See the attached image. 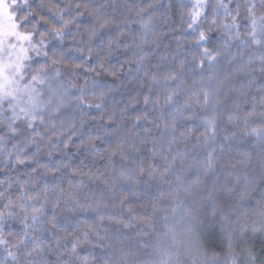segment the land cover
<instances>
[{
  "label": "trees",
  "instance_id": "1",
  "mask_svg": "<svg viewBox=\"0 0 264 264\" xmlns=\"http://www.w3.org/2000/svg\"><path fill=\"white\" fill-rule=\"evenodd\" d=\"M32 2L35 6L38 0ZM215 2L208 0L206 12L209 15ZM237 2L241 0H232L229 6L234 8ZM76 3L81 5L79 10L83 13L77 21L80 34L76 40L79 43L71 37L63 43L54 40L48 50L64 52L67 65L82 62V54L75 48L91 47L93 52L86 67L102 61L116 72L113 76L111 71H101L97 77L112 89L105 100L108 112L103 114L102 121L108 135L95 141L99 154L94 156L85 150V145L90 136L96 137L101 133L95 131L92 122L86 123L80 135L73 137L69 144L71 167L61 173H45L32 161L23 165L10 162L7 168L0 171V179L10 176L15 181L17 177L19 180L28 179L32 169L37 168V172L32 173L35 190L38 191L44 184L51 188L59 183L67 192L71 182L75 191V199L67 195L61 197L59 192L49 193L50 201L60 200L58 209L54 210L51 203L45 209L48 219L55 211L57 229L42 230L38 225L33 232L49 246L36 258L37 264L40 261L59 264L61 261L76 260V257H69L68 250L76 242V237L83 239L82 234L88 226L96 228L103 237L90 236V243L78 248L79 257L89 258L90 264H154L160 247L172 251L179 247L183 251L182 260L202 259L210 252L208 242L198 230L191 236L186 232V220L182 219L184 208L194 206L196 201L202 202V198L208 197L209 193L215 197L216 206L223 208L230 202V193L237 191L249 193L243 200L239 194L236 196L248 214L260 211V205L264 203L260 198V191L264 189V140L250 132L251 128L264 125V104H261L264 72L256 59L260 53L251 48L238 47L236 41L225 48L222 46V30L214 27L207 32L205 28L209 40L203 47L219 52L216 62L209 63L207 58L200 56L201 49L194 47L192 30H185L188 20L185 6H191L190 0H76ZM84 4L88 7L84 8ZM42 14L52 18L47 10ZM96 16L109 23L98 29L90 39L89 29L95 25ZM148 20H151V30L145 32L141 22ZM40 30L46 29L41 27ZM194 52L197 54L196 61H193ZM141 56L145 57L142 62L139 61ZM249 56L253 58L252 63H249ZM200 59L205 62L194 71L193 65H198ZM76 71L80 74L79 83H83L86 70ZM145 72L155 73L159 84H154ZM170 72H175L179 79L165 85L163 78ZM166 88L177 93L174 97L178 101L177 107L184 105L185 101L191 104L188 110L182 108L183 115L177 117L174 142L172 136L163 135L159 112H153L151 106L143 103L146 95L158 97V107L166 114L172 112L171 107H163ZM204 91L212 94V101L201 107ZM145 111L149 120L140 121L133 127L135 117ZM74 114V110L69 108L64 118L69 119ZM110 114H114L112 120H108ZM88 115L99 117L101 113L92 108L88 110ZM206 117H214L216 124L215 137L207 144L202 136ZM153 121L160 127H153ZM145 128L152 130L150 135L157 141L158 154H153L151 139L144 145L140 144L138 137L145 135ZM118 143L125 146L136 144L139 151L129 149L131 155L127 159L122 160L120 155H116L110 162L105 153ZM74 145L80 150L77 151ZM32 150L30 148L29 152ZM62 155L57 152L52 160L60 161ZM162 156L169 161L175 160L163 178H135L137 164L145 168L156 165L163 171L168 165ZM209 156L211 168L208 166ZM49 162L47 157L40 159L42 164ZM121 166L133 170L132 180L119 177ZM81 179L82 184L79 183ZM11 193L13 198L19 195L17 183L12 184ZM121 200H124L123 207ZM78 204L90 207L80 209ZM48 227L51 228L50 225ZM170 227L174 232H169ZM217 228L219 230V226ZM5 231L22 235L20 218L7 220ZM172 235H175V243ZM61 237L64 239L60 240L61 247L57 249L56 241ZM7 238L15 243L14 236ZM197 239L199 255L194 248ZM3 254V247L0 246V256ZM18 255L23 259L22 253Z\"/></svg>",
  "mask_w": 264,
  "mask_h": 264
},
{
  "label": "clouds",
  "instance_id": "2",
  "mask_svg": "<svg viewBox=\"0 0 264 264\" xmlns=\"http://www.w3.org/2000/svg\"><path fill=\"white\" fill-rule=\"evenodd\" d=\"M256 2L257 14H260L264 9L259 7V0ZM18 4L19 7L13 8L20 25L18 31L32 33L33 36L30 41L19 40L16 36L0 38V81L5 84V92L0 96V171L7 168L10 162L23 165L16 160L18 152H21L22 156H32L29 161H38L40 165L42 156L54 163L63 161L69 167L61 168L57 172L61 173L63 169H70L72 157L69 155V144L72 143L73 137L80 135L86 123H93L95 131L101 133L100 140L108 135L105 129L100 127L102 121L99 117H90V109L77 99L80 95L79 89L84 88L88 100L104 104L108 92L112 89L97 78L101 75V70H97L99 74L86 71L83 83H79L80 74L70 72L65 62L52 63L53 51L48 50L52 41L63 43L66 38L71 37L79 43L76 40L80 34L77 21L83 13L76 7V0H38L35 6L32 0H18ZM45 10L52 18L42 14ZM65 21L70 23L66 25ZM145 22H141V28L146 32L143 28ZM41 27L46 30L41 31ZM22 49H26V52ZM83 59L81 56V60ZM93 79L100 82L95 96L91 95V88L85 86L86 80L90 85ZM72 83L78 87L70 88ZM101 88L105 92L102 99L99 95ZM69 108L73 109L75 114L65 119L64 113ZM94 109L101 113L100 109ZM75 147L77 151L80 150L79 146ZM30 148L33 149L31 152ZM85 150L94 156L99 154L97 145L93 148L87 144ZM57 152L63 154L60 161L52 160ZM105 155L109 157L110 154L106 152ZM36 165L44 171L37 163ZM18 180L17 177L13 183ZM79 183L82 184L83 180ZM238 194V191L231 192L230 202L223 208L216 206L214 196L212 200L203 197L202 202L196 201L194 206L188 207L195 217L192 221L195 230L207 240L210 249L209 254L195 260V264H264V228L260 227L264 224V203H261L260 211L248 214L236 199ZM260 198L264 201V189L260 191ZM214 207L217 208L215 215ZM254 224L255 230L252 227ZM12 245L11 241L8 246L0 245L4 253L0 256V264H28L29 257ZM9 251L16 254L15 261L9 257ZM173 252L179 255L180 264H193V261L182 260L183 251L179 247ZM18 253H22L23 259Z\"/></svg>",
  "mask_w": 264,
  "mask_h": 264
},
{
  "label": "snow or ice",
  "instance_id": "3",
  "mask_svg": "<svg viewBox=\"0 0 264 264\" xmlns=\"http://www.w3.org/2000/svg\"><path fill=\"white\" fill-rule=\"evenodd\" d=\"M232 3V0H228V3H225V0H216L215 4L212 6V13L209 15L206 12V9L209 7L208 0H190V7L185 6L187 8V17L188 20L186 21V29L192 30V35L194 37V47L201 49L200 56L207 58L209 63H215L217 57L219 56V52H214L211 48L203 47L204 44L208 43L209 37L207 32L213 30V28H219L222 30L221 39H222V46L227 48L231 47V42L236 41L237 46H243L245 49H253L254 51H258L260 54L256 59H258L261 63V71L264 72V11H261L260 14H257V2L256 0H241V2H237L235 7L232 8L229 5ZM18 0H0V38H4L7 36H16L17 39L22 41H30L32 39V33H25L18 31L20 25L17 22V13L13 11L14 7H19ZM77 8H80L81 5L77 4ZM84 8H87L88 5L84 4ZM259 7L264 9V0H259ZM246 13V15H245ZM241 17L243 19L241 20ZM95 25L89 29L91 39L97 34L98 29L104 28L105 25L109 23L108 20L102 19L99 16L95 17ZM207 22V24H206ZM70 21H65L67 25ZM143 28L147 31L151 30V20H148L144 23ZM207 28V32L205 30ZM60 33H58L59 35ZM112 42L109 41V45ZM22 51L26 52V49H22ZM75 51L82 54L84 59L81 63L78 64H67V68L70 72L76 73L78 69L84 68L86 71L91 73H97V69L101 71H111L110 66H106L104 62H98L96 65L87 66L88 60L91 59L93 49L91 47H77ZM47 55V54H46ZM146 55V54H145ZM52 63H63L65 53L64 52H57L53 50L52 52ZM59 59H56V57ZM144 56L139 58V61L142 62L144 60ZM197 60V54L193 53V61ZM253 58L249 56V63H252ZM204 60L200 59L198 65H193V70L197 66H202L204 64ZM183 67V64L181 65ZM113 76L116 75L115 71H111ZM145 76H149L154 84H159L157 75L152 72H145ZM0 75H2V70H0ZM57 75H59V71H57ZM36 79V77H33ZM165 85L169 81L178 80L179 77L175 72H170L164 78ZM100 84L99 81L93 79L91 84L88 85V81H85V86L91 88V95L95 96L97 94V86ZM70 88H77L78 86L74 83L69 85ZM107 87V86H105ZM110 90V88H109ZM67 91V89L65 90ZM151 91V90H150ZM5 92V84L0 81V96H2ZM80 95L77 97L78 100L82 101L87 108H97L101 110V113H107L108 109L105 107L104 103L101 102H93L92 100H88L85 96L84 88L79 89ZM11 95V93H8ZM99 95L101 99L104 97L105 92L104 89L101 88L99 91ZM195 95V94H193ZM177 96V93L170 89L166 88L165 90V100L163 107H171L172 112L165 113L159 105V98H153L152 96H144L143 103L145 106H151V110L153 112H159L160 119L163 122V135L164 136H172L173 142L175 137L173 135L175 128H176V121L178 116H182V108L188 110L191 108V104L188 101H185L184 105L177 107L178 101L174 99ZM203 104L201 107H205L209 105L212 101V94L209 91L203 92ZM33 102H35V98H33ZM199 103V100L197 101ZM261 104H264V98L261 99ZM84 111V109H81ZM100 115L99 119L101 121L104 120V115ZM167 115V119L165 116ZM252 115V113H249ZM96 119L97 117H92ZM114 118V114L108 115V120H112ZM231 119V117H230ZM149 114L147 111L137 115L135 117V122L133 127L140 121H148ZM100 127L105 129V132L108 134V129L106 128L105 124L102 123ZM153 127L159 128L160 125L156 124L153 121ZM151 129L145 128L143 137H138L140 140V144L144 145L147 143L149 139L152 140V151L153 154L157 153V141L152 139L151 137ZM251 134H254L261 140H264V125L259 127H253L250 129ZM216 133V124L214 117H206L205 118V132L202 133L203 142L208 143L209 140L214 139ZM100 140L99 136L96 137H89L88 144L95 148L96 143L95 141ZM131 149L132 151H139L136 144H127L125 146L124 143H118L115 148L109 149V161L111 162L112 157L116 155H120L121 159H127L128 155H131L128 150ZM39 151V149H37ZM127 153V155H126ZM34 155V154H33ZM32 156H22L21 152H18L16 160L19 164H25L26 161L31 160ZM165 164L168 165L164 167L163 171H160L158 166L156 165H149L147 168L142 167L140 164H137L134 173L135 178H139L140 176H147L149 179H153L157 176L163 178L166 173H168L171 169V165L175 163V160L169 161L166 156L161 157ZM40 168L44 169L45 173L55 175L57 172L60 171L61 168H67L69 165L64 164L63 161L58 163H54L50 161L49 163L40 165L39 162H36ZM209 168H211V156H209ZM74 172H78L77 169H73ZM37 168L32 169V173H36ZM32 173L28 174V179L25 180H18L16 183L19 188V195H16L13 198L11 193V186L13 184V180L10 176H5L4 179H0V245L8 246L10 244V240L6 238L8 236H14L15 243L12 245L18 249H21L28 257L32 258L28 261V264H37V257H40L44 252L45 249L49 246L36 235H33V232L36 230V227L39 225L42 230H55L57 229V225L54 223L56 220L55 211L51 219L47 218L45 209L51 203L52 208L58 209L60 207V200L57 199L56 201H50V192H59L61 197L67 195L70 196L72 199H75V191L73 190L71 182H69V190L66 192L63 187L59 183L55 184L53 187H49L47 184H44L40 189L37 191L36 183L32 178ZM119 177L125 180H132L133 177V170H130L127 167L121 166L119 173ZM107 183V181H105ZM187 191V190H186ZM231 191V190H230ZM249 193L248 192H241L239 193V198L243 200ZM163 195V194H161ZM208 199L212 200L213 195L209 193ZM121 207L124 205V200L120 201ZM78 208L80 209H87L90 207L89 205L85 204H78ZM175 211V209L173 210ZM217 208L214 207L213 215H215ZM129 212L131 213V208L129 206ZM184 216L182 219L186 220L187 228L186 232L191 236L195 234V226L193 224V217L192 210L190 208L183 209ZM19 217L21 223L23 224V232L22 235L14 234L12 232L5 231L6 221L9 219H14ZM110 219H116L115 217H109ZM191 218V219H187ZM227 219V217H224ZM101 220L104 219L103 216L100 217ZM122 223V221H117ZM51 226L49 228L48 226ZM253 229L255 230L256 225L254 224ZM261 228H264V224L260 225ZM169 232H174L173 228H169ZM83 239L76 237V242L72 244V247L68 250L69 257H76V260H69V261H61L59 264H90L89 258H80L78 253V248L84 243H90V236H95L98 239H103L100 236L99 231L91 226H88V230L83 232ZM64 239L61 237L56 241V248L59 249L61 247L60 240ZM172 240L175 243L176 238L175 235H172ZM198 245V239L194 244L195 253L197 255L200 254V248ZM145 248L148 247L147 244L144 245ZM30 248V250H29ZM9 257L12 258L13 261L16 260V254L9 251ZM158 259L154 262V264H180L179 255L174 253L167 247H160L157 253ZM206 256V255H205ZM40 264H47L46 261H40ZM193 264H195V260H193Z\"/></svg>",
  "mask_w": 264,
  "mask_h": 264
}]
</instances>
